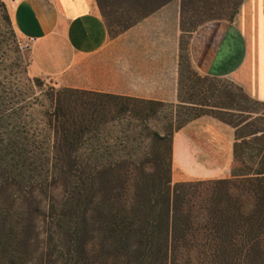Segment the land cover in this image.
<instances>
[{"label": "trees", "instance_id": "trees-1", "mask_svg": "<svg viewBox=\"0 0 264 264\" xmlns=\"http://www.w3.org/2000/svg\"><path fill=\"white\" fill-rule=\"evenodd\" d=\"M95 1L115 37L175 0H124L130 14L115 35ZM242 2L179 0L181 65L191 69L190 34L232 22ZM0 17L17 46L3 0ZM3 43L0 264H264V103L215 83L196 112L193 76L181 70L185 111L161 135L145 124L172 104L43 88L29 64L5 62ZM203 115L234 129L230 178L172 184L173 133Z\"/></svg>", "mask_w": 264, "mask_h": 264}, {"label": "crops", "instance_id": "crops-1", "mask_svg": "<svg viewBox=\"0 0 264 264\" xmlns=\"http://www.w3.org/2000/svg\"><path fill=\"white\" fill-rule=\"evenodd\" d=\"M3 2L13 30L29 42L30 77L57 89L178 102L182 32L176 3L111 37L95 0ZM185 52L198 76L228 80L264 103V0H243L232 22L198 27ZM233 142L230 126L196 118L173 135V171L227 179Z\"/></svg>", "mask_w": 264, "mask_h": 264}, {"label": "rangeland", "instance_id": "rangeland-1", "mask_svg": "<svg viewBox=\"0 0 264 264\" xmlns=\"http://www.w3.org/2000/svg\"><path fill=\"white\" fill-rule=\"evenodd\" d=\"M173 2L179 6V0H175ZM102 3L104 5L106 12H107V15H108L107 17H105L106 22H107V24L111 25L110 26L111 34L115 35V34H117V32L118 33L121 32L122 27L119 24H122L123 22L126 23V21H127L125 18L126 14H130V13H128V11H126V7H124L126 2H124V0H102ZM124 12H125V15H123ZM223 14H225V13H223ZM7 30L8 29L6 28V24L4 23V21H2V19L0 17V40L4 39L5 43H6V44L3 43V50H2L4 52L3 56L5 59V62L7 64L12 63V62L13 63L17 62L18 63L17 71H22V70H24V68L27 69L25 64L28 65L30 62L29 42L21 39L14 31L15 40L17 42V46H15L12 43L13 37H11L9 35ZM2 37H3V39H2ZM181 37L183 38V40H185V38L187 37V34L183 33V34H181ZM0 55H1V53H0ZM181 70H182L183 77L188 76V75H189V77L193 76L192 77L193 79L191 78L192 82L190 83V86L194 85L193 90H195V94L197 95L196 98L194 99L195 100L194 103L197 104V106H193L194 108H192L196 112L205 111V109L201 106L206 104L205 100L209 96V92L207 91L209 86H213V84L216 83V85L218 87H220V86L223 87V86H226V84L228 82H230V81L225 80V79H214V78H205V77L198 76L196 73H193V71L191 69L187 68V65L184 62L181 65ZM189 73H191V74H189ZM28 76H29V74H28ZM30 78H32V77H30ZM40 82L43 85V88H49V87L55 88L53 85H51L50 82H47L45 80H40ZM193 83H195V84H193ZM186 85H188V83ZM55 89H57V88H55ZM180 92L181 91L179 89V95H180ZM181 93H182L183 97L186 99L190 92L188 90H186V88H184V90ZM178 103H179V97H178L177 103H175V104L168 103V104H172V107L158 108L156 114L153 115L152 117H150V119H148L146 124H145V127L149 130V132L156 131L162 135L164 133V129L167 127L169 122H172L175 125V116L178 115L177 112L179 113V112L185 111V109L181 110L178 108V106H177ZM184 108H186V107H184ZM263 112H264V109H261V113H263ZM203 116L211 117L209 115H203ZM200 117H202V116H200ZM211 118H213V117H211ZM180 130L174 132L173 135L175 133H178ZM172 140H173V136H172ZM231 165H232V162H231ZM230 175H231V171H230ZM170 176H171L172 184L179 183V182L198 181V180H216V179H199L196 177L195 178H190V177L188 178V177L182 176L181 174H176V172L173 171V166H172V146H171V174H170Z\"/></svg>", "mask_w": 264, "mask_h": 264}]
</instances>
